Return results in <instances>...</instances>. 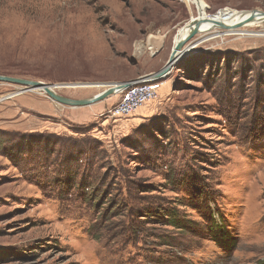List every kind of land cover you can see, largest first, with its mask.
Returning <instances> with one entry per match:
<instances>
[{"label":"rangeland","instance_id":"obj_1","mask_svg":"<svg viewBox=\"0 0 264 264\" xmlns=\"http://www.w3.org/2000/svg\"><path fill=\"white\" fill-rule=\"evenodd\" d=\"M191 16L183 0H0V75L74 99L158 83L129 118L110 115L117 95L70 107L0 81V264H264V22L194 35L155 77Z\"/></svg>","mask_w":264,"mask_h":264},{"label":"water","instance_id":"obj_2","mask_svg":"<svg viewBox=\"0 0 264 264\" xmlns=\"http://www.w3.org/2000/svg\"><path fill=\"white\" fill-rule=\"evenodd\" d=\"M261 14L264 19V11H261ZM204 22H205V19H196L195 17L190 21V23H187L188 25H190L188 28L189 32L183 38H180L175 42V44L173 45V48L171 49L167 63L162 69L154 73L155 77H159L164 74H167L170 68L172 67V65L175 64V62L187 52L188 49L186 48L194 46V44L191 43L190 40L192 39L194 35H196L199 32V28ZM212 22L215 23L218 29L224 30V29L229 28L228 25H226L225 23L221 21L212 20ZM244 24H247V22L246 23H242V22L236 23L234 27L244 26ZM0 81L21 85L23 86L24 91L42 89L44 93L46 94V96H48L53 101L66 105V106H70V107H80V106H87V105L94 104L98 101H101L107 98L110 95L115 94L118 89H125L131 83L130 81H126V82H121V83H116V84H110V85H107V87L104 90H102L101 92L91 97L74 99V98H68V97L58 94L53 88L56 86L47 84L45 82L38 81V80H30V79L0 75ZM79 85H72V86H79Z\"/></svg>","mask_w":264,"mask_h":264},{"label":"bare ground","instance_id":"obj_3","mask_svg":"<svg viewBox=\"0 0 264 264\" xmlns=\"http://www.w3.org/2000/svg\"><path fill=\"white\" fill-rule=\"evenodd\" d=\"M183 2H185L189 10H191L192 8L195 9V11L197 12V16H195L196 19H205V22L200 26L199 32L197 33L198 35H201L203 37L202 39L204 40L206 38H216L219 36L218 34L222 31L224 32L223 35H230L233 32H246L248 30H246L245 28H250L253 26L255 27L264 22L261 11H236L230 8H224L212 15L207 14L205 10L207 4L204 2V0H183ZM195 17L191 16L188 22H186L184 25L177 29V32L174 36V44L178 39L183 38L189 32L188 28L190 25H188L187 23H190V21ZM212 20L221 21L228 25L229 28L219 31L215 23L212 22ZM239 22H247V24H244V26L240 27H234L235 24ZM86 85L89 84H82L81 86ZM96 86H99V84ZM53 88H57V86ZM118 90L121 91L122 89ZM35 91L44 93L42 89H35ZM117 92L113 95H117Z\"/></svg>","mask_w":264,"mask_h":264},{"label":"built area","instance_id":"obj_4","mask_svg":"<svg viewBox=\"0 0 264 264\" xmlns=\"http://www.w3.org/2000/svg\"><path fill=\"white\" fill-rule=\"evenodd\" d=\"M145 77L130 83L128 87L117 92V100L110 110L111 116H130L139 106L155 99L158 83Z\"/></svg>","mask_w":264,"mask_h":264},{"label":"crops","instance_id":"obj_5","mask_svg":"<svg viewBox=\"0 0 264 264\" xmlns=\"http://www.w3.org/2000/svg\"><path fill=\"white\" fill-rule=\"evenodd\" d=\"M94 106H95V105H94ZM103 107H104V105H101V104L99 103V105H97V107H96V106L93 107V109H94L95 111H97V110L103 109ZM49 110H50V109H49ZM143 113H144V111H143L142 107H140V108H138V109L132 114V116L129 117V118H132L133 116L135 117V116H137V115H143ZM78 118H80V115L78 116ZM81 118H82V117H81Z\"/></svg>","mask_w":264,"mask_h":264},{"label":"trees","instance_id":"obj_6","mask_svg":"<svg viewBox=\"0 0 264 264\" xmlns=\"http://www.w3.org/2000/svg\"><path fill=\"white\" fill-rule=\"evenodd\" d=\"M183 61V58L179 61V62H177V66H178V68L180 67H183V65L181 64V62ZM229 246L231 245V243L230 244H228Z\"/></svg>","mask_w":264,"mask_h":264}]
</instances>
